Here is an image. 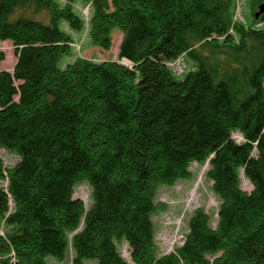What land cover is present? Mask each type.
Wrapping results in <instances>:
<instances>
[{
	"label": "trees",
	"instance_id": "16d2710c",
	"mask_svg": "<svg viewBox=\"0 0 264 264\" xmlns=\"http://www.w3.org/2000/svg\"><path fill=\"white\" fill-rule=\"evenodd\" d=\"M263 2L239 19L240 0H0L17 57L0 71V147L19 157L0 156V264H264ZM116 31L118 59L83 54ZM193 162L209 164L217 221L196 209L161 253L157 189Z\"/></svg>",
	"mask_w": 264,
	"mask_h": 264
},
{
	"label": "rangeland",
	"instance_id": "374dc122",
	"mask_svg": "<svg viewBox=\"0 0 264 264\" xmlns=\"http://www.w3.org/2000/svg\"><path fill=\"white\" fill-rule=\"evenodd\" d=\"M245 2L246 0H240V8L237 12L239 19L243 16ZM78 7L81 9V6ZM82 10L87 14L88 7H84ZM24 14L35 19L47 20L45 12H36L30 9ZM121 36L122 34L118 31L114 33V44L107 52L99 53L93 48H100L91 44L93 48H90L89 51H83V54L86 57H96L98 60L118 59L119 45L117 43L120 42ZM87 37L88 34L86 30L77 33L75 35L76 42L74 44L75 54H73L72 57H64L63 60H71L78 55L80 40L85 43L87 42ZM82 47L84 46L82 45ZM0 50L3 51L5 55L4 59L0 61V71L4 69L12 71L17 60L14 44L9 40H0ZM172 66L178 73H181L189 69L192 63L185 57H182L180 63L178 61ZM232 136L237 141L243 140V137L238 132H234ZM0 156L7 166H12L19 159L15 153L1 147ZM208 168V162L204 164L193 162L190 166V170L192 171V176L190 178L179 179L172 185H162L158 187L156 201L163 204L164 208L153 215V221L155 226V238L161 253L172 252L182 243L183 237L188 231L189 218L196 209L204 208L210 214L213 223H216L220 199L212 189V181L207 178L206 174ZM242 187L248 191L252 189V184L244 176H242ZM91 193V187L86 182L79 183L75 186L74 196L82 198L87 205L91 203ZM120 251L123 257L126 259L130 258L127 243H122L120 245ZM58 264H71V261L70 259H66L63 263ZM86 264H97V262L87 261Z\"/></svg>",
	"mask_w": 264,
	"mask_h": 264
},
{
	"label": "water",
	"instance_id": "95a60500",
	"mask_svg": "<svg viewBox=\"0 0 264 264\" xmlns=\"http://www.w3.org/2000/svg\"><path fill=\"white\" fill-rule=\"evenodd\" d=\"M262 11H264V2L260 4V11L259 12H262ZM259 12L257 13V15L259 14Z\"/></svg>",
	"mask_w": 264,
	"mask_h": 264
}]
</instances>
